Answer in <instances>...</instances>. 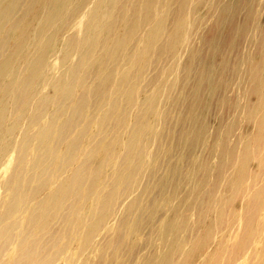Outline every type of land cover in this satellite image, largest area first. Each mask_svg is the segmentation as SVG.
Instances as JSON below:
<instances>
[{
    "label": "bare ground",
    "instance_id": "6f19581e",
    "mask_svg": "<svg viewBox=\"0 0 264 264\" xmlns=\"http://www.w3.org/2000/svg\"><path fill=\"white\" fill-rule=\"evenodd\" d=\"M0 264H264V0H0Z\"/></svg>",
    "mask_w": 264,
    "mask_h": 264
},
{
    "label": "rangeland",
    "instance_id": "374dc122",
    "mask_svg": "<svg viewBox=\"0 0 264 264\" xmlns=\"http://www.w3.org/2000/svg\"><path fill=\"white\" fill-rule=\"evenodd\" d=\"M148 238H149V236H148ZM148 238H147V232H145L143 238L137 242L138 247L140 249H142L143 253H145L148 249H150V246L148 244V242H149ZM141 241H142V243H141Z\"/></svg>",
    "mask_w": 264,
    "mask_h": 264
}]
</instances>
